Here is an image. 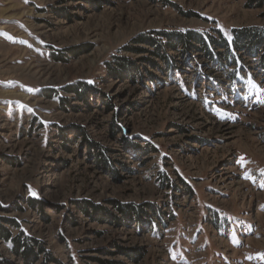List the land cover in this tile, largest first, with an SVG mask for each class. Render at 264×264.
<instances>
[{
  "label": "rangeland",
  "instance_id": "1",
  "mask_svg": "<svg viewBox=\"0 0 264 264\" xmlns=\"http://www.w3.org/2000/svg\"><path fill=\"white\" fill-rule=\"evenodd\" d=\"M262 170L264 0H0V264H264Z\"/></svg>",
  "mask_w": 264,
  "mask_h": 264
},
{
  "label": "trees",
  "instance_id": "2",
  "mask_svg": "<svg viewBox=\"0 0 264 264\" xmlns=\"http://www.w3.org/2000/svg\"><path fill=\"white\" fill-rule=\"evenodd\" d=\"M163 35L165 37H168L169 39H174V37H176V40L178 39L180 43H182L183 45L186 46H190L194 48V44L195 43H202L204 39H206L201 33L196 32V31H187L181 34H175V35H171L167 32L163 33ZM222 36V34H221ZM223 37V36H222ZM136 42H140V43H154V40H151L150 38H146L145 35L141 34L139 35L137 38H135ZM215 41V39H214ZM243 39H234L232 40V42H229L225 37L221 38V40L219 41V45H222L224 48H229L231 49L232 46H240V43H242ZM138 50L140 51H144V49L139 48ZM210 54V51H209ZM6 236V235H5Z\"/></svg>",
  "mask_w": 264,
  "mask_h": 264
},
{
  "label": "snow or ice",
  "instance_id": "3",
  "mask_svg": "<svg viewBox=\"0 0 264 264\" xmlns=\"http://www.w3.org/2000/svg\"><path fill=\"white\" fill-rule=\"evenodd\" d=\"M254 83V82H253ZM258 87V86H257ZM262 171H264V170H262ZM247 178V177H246ZM262 186H264V184H262ZM262 255H264V254H262Z\"/></svg>",
  "mask_w": 264,
  "mask_h": 264
}]
</instances>
